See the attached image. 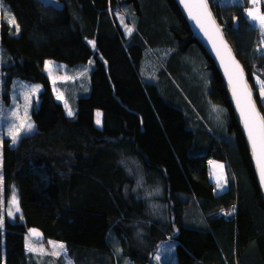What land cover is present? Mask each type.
Returning <instances> with one entry per match:
<instances>
[{
  "label": "trees",
  "instance_id": "obj_1",
  "mask_svg": "<svg viewBox=\"0 0 264 264\" xmlns=\"http://www.w3.org/2000/svg\"><path fill=\"white\" fill-rule=\"evenodd\" d=\"M243 1L209 3L264 116L257 84L264 32ZM130 16L137 32L122 21ZM146 34L152 44L166 35L179 52L197 45L210 71L209 98L227 112L222 134L212 136L191 110L141 79ZM0 59L6 103L14 79L42 87L34 132L13 146L0 128V208L12 185L20 208V219L0 228V264H68L29 253V230L46 244L63 242L73 264H264V202L245 139L220 75L174 0H0ZM46 61L74 78L88 73L89 91L70 102L71 116L54 96ZM211 160L229 172L222 192L209 181ZM171 241L174 262L155 263Z\"/></svg>",
  "mask_w": 264,
  "mask_h": 264
},
{
  "label": "rangeland",
  "instance_id": "obj_2",
  "mask_svg": "<svg viewBox=\"0 0 264 264\" xmlns=\"http://www.w3.org/2000/svg\"><path fill=\"white\" fill-rule=\"evenodd\" d=\"M45 1H48V3L54 2V0ZM220 1L233 3L244 2L243 0ZM249 4L251 5L249 9L253 8L250 2ZM256 7L259 11L264 13V0H258ZM249 19L253 26L258 27L250 17ZM122 21L128 32L129 29L131 30L130 32L138 31V22L133 16H130L127 20L123 19ZM164 26L165 21L162 17L161 20H158V27L162 31V29H165ZM144 38L149 42V45H146L145 50H143V62L139 71L141 79L157 85L160 93L169 103L188 112L190 115H192V111L195 116L194 118L200 121L212 136L222 134L221 129L225 127L227 112L222 106L212 103L209 98L211 90L210 71L197 45H192L187 51L181 50L179 52L176 50L177 47H172L169 44V40L171 39L164 34H161L160 39L154 40L155 44H152V42L148 40L149 36L147 34ZM49 63L50 67L47 66ZM90 65L91 63H89L85 69L87 70ZM44 71L49 77L55 98L61 100L68 115L69 112H71V114L74 113V101L72 105L70 102L73 99H75L76 102L78 97L87 95L90 88V84L87 81L88 73L83 72L81 75L74 78V76L65 72L62 64L52 61L45 62ZM61 85L66 88L65 91H63ZM37 87L38 91H33V89ZM41 90L42 87L40 84L14 79L10 89L9 102L6 103L1 88L0 128L3 136L10 139L13 146L21 136L34 132L35 126L31 114L34 105H38V95ZM66 91L68 95L65 97L64 94ZM28 124L32 125L31 131L26 130ZM13 128L20 129L19 133L13 132L10 134L9 130ZM13 135H17L15 143L12 142ZM227 136H229V134H227ZM221 165L223 166L222 168L218 167ZM208 171L209 181L217 186L216 191L222 192L226 190L229 183V172L226 164L211 160L208 162ZM13 196H15L18 201L14 185L11 186V190H9L7 196L2 193L0 228L4 227V222L7 218L11 220L20 219V211L16 212L12 205ZM9 211L13 214L9 215ZM61 244L63 245L62 250L58 247ZM25 245L27 246V251L37 255V257L45 255L57 257L60 255L66 258L68 264H73L72 260L66 256L65 244L63 242L49 240L46 244V242L42 241L40 235L37 236L33 234L32 230H29L25 237ZM29 245H31L32 251H29ZM175 245V242L172 241L162 245L153 257V261L155 263H160L169 262L173 259L174 262Z\"/></svg>",
  "mask_w": 264,
  "mask_h": 264
},
{
  "label": "snow or ice",
  "instance_id": "obj_3",
  "mask_svg": "<svg viewBox=\"0 0 264 264\" xmlns=\"http://www.w3.org/2000/svg\"><path fill=\"white\" fill-rule=\"evenodd\" d=\"M253 5V8L247 9V15L251 18L254 24L258 25L262 32H264V13L260 12L259 9L256 7L258 0H248ZM184 6L188 9L189 16L196 20L197 24L200 25L201 30H205L204 27V20L207 17L210 20V13L207 12V0H182ZM9 23L15 24V20L12 19ZM18 30V26H17ZM129 31H131L129 29ZM218 31V29H217ZM207 34V31L206 33ZM223 44V41L221 40ZM225 48L227 47L226 44L223 45ZM219 55V52H218ZM231 63L233 65V70L228 73V68L226 67V73L229 74V83L232 85L233 96L236 98L237 107L240 109L241 116L244 121L245 129L248 133V138L251 142L253 153L257 160V165L259 168V175L261 182L264 183V116H261L260 113L256 110V105L252 97V92L248 87L247 82L243 78V72L239 68L238 64H235L234 59L231 58V53H228ZM223 63V60H222ZM50 67L49 65H47ZM257 84L259 86V92L262 100H264V80H260L257 78ZM33 91H38V87L34 88ZM71 115V112H69ZM99 116V114H97ZM99 124L100 121L97 120ZM32 125H27V131H31ZM10 134L15 132L19 133L20 129L13 128L10 129ZM17 140V135L12 136V142L15 143ZM218 167H223L218 166ZM219 186V182H218ZM12 205L15 208L16 212L20 211L18 201L16 200L15 196L12 198ZM13 213L9 211V215ZM33 234L39 235L32 230ZM59 249H63V245L58 246ZM31 245H29V251H32Z\"/></svg>",
  "mask_w": 264,
  "mask_h": 264
},
{
  "label": "water",
  "instance_id": "obj_4",
  "mask_svg": "<svg viewBox=\"0 0 264 264\" xmlns=\"http://www.w3.org/2000/svg\"><path fill=\"white\" fill-rule=\"evenodd\" d=\"M176 3L177 8L179 9L182 17L184 18L186 24L188 25L189 31L191 33V37L196 41V43L201 47L203 52L207 55V57L210 59V61L213 63L215 69L217 70L218 74L220 75L224 86L226 88L227 94H228V99L230 106L232 108V111L236 117V120L238 121L240 131L245 139L248 151H249V158L250 162L254 171L255 179L257 182V186L260 191V195L263 199L264 202V183L261 182L260 175H259V168L257 165V160L256 157L253 153L252 145L251 142L248 138V133L247 130L245 129L244 126V121L241 116L240 109L237 107V101L236 98L233 96V91H232V85L229 83V74L233 70V65L231 63V60L229 58V51L231 53V58L234 59L235 64L239 65V68L243 72V78L247 82L248 87L250 88L252 92V97L256 105V110L260 113L262 116L257 103L254 98L253 90L251 89L248 80H247V75L244 71L243 66L237 59L231 45L229 44L228 40L225 37L223 28L217 21L209 0H207V12L210 13V20L205 17L204 22V27L205 30H201L200 25L197 24L196 20L192 19L189 14H188V9L184 6V3H182V0H174ZM218 29V31H217ZM207 31V34H205ZM221 40L223 41V44L221 43ZM226 44V48L223 46ZM219 52V55H218ZM223 60V63H222ZM226 67L228 68V73H226Z\"/></svg>",
  "mask_w": 264,
  "mask_h": 264
},
{
  "label": "crops",
  "instance_id": "obj_5",
  "mask_svg": "<svg viewBox=\"0 0 264 264\" xmlns=\"http://www.w3.org/2000/svg\"><path fill=\"white\" fill-rule=\"evenodd\" d=\"M249 7H251V5L249 4ZM249 7H248V9H249ZM247 12V11H246ZM261 12V11H260ZM263 13V12H262ZM247 15V14H246ZM259 28V27H258ZM87 81L89 82V78L87 77ZM58 101H60L61 102V100H58ZM97 114H99V116L97 115ZM72 115V114H71ZM70 115V116H71ZM97 120H99L100 121V123L98 124L97 123ZM94 125H95V127H97L98 129H101V127H102V113L100 112V111H95V113H94ZM216 188H217V186H216ZM170 261H173V259H171Z\"/></svg>",
  "mask_w": 264,
  "mask_h": 264
},
{
  "label": "built area",
  "instance_id": "obj_6",
  "mask_svg": "<svg viewBox=\"0 0 264 264\" xmlns=\"http://www.w3.org/2000/svg\"><path fill=\"white\" fill-rule=\"evenodd\" d=\"M246 10V9H245Z\"/></svg>",
  "mask_w": 264,
  "mask_h": 264
}]
</instances>
